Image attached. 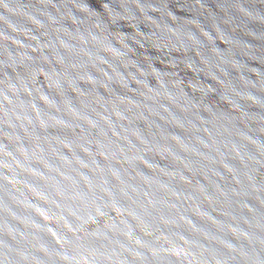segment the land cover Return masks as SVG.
Returning <instances> with one entry per match:
<instances>
[{"label":"water","instance_id":"95a60500","mask_svg":"<svg viewBox=\"0 0 264 264\" xmlns=\"http://www.w3.org/2000/svg\"><path fill=\"white\" fill-rule=\"evenodd\" d=\"M0 264H264V0H0Z\"/></svg>","mask_w":264,"mask_h":264}]
</instances>
